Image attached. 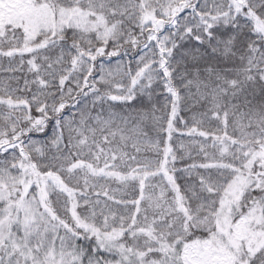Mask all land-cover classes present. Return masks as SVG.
Listing matches in <instances>:
<instances>
[{
    "label": "snow or ice",
    "instance_id": "6c2138e0",
    "mask_svg": "<svg viewBox=\"0 0 264 264\" xmlns=\"http://www.w3.org/2000/svg\"><path fill=\"white\" fill-rule=\"evenodd\" d=\"M0 264H264V0H0Z\"/></svg>",
    "mask_w": 264,
    "mask_h": 264
},
{
    "label": "trees",
    "instance_id": "16d2710c",
    "mask_svg": "<svg viewBox=\"0 0 264 264\" xmlns=\"http://www.w3.org/2000/svg\"><path fill=\"white\" fill-rule=\"evenodd\" d=\"M115 59V58H114ZM114 62V61H113ZM38 115V114H37ZM38 138V137H37ZM176 139V137H174V140ZM182 139H184L185 141H187V137H183Z\"/></svg>",
    "mask_w": 264,
    "mask_h": 264
}]
</instances>
